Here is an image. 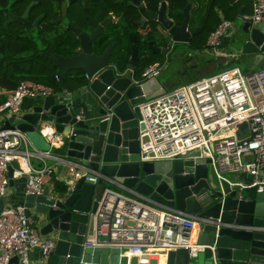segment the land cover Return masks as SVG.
I'll use <instances>...</instances> for the list:
<instances>
[{
	"label": "water",
	"instance_id": "obj_1",
	"mask_svg": "<svg viewBox=\"0 0 264 264\" xmlns=\"http://www.w3.org/2000/svg\"><path fill=\"white\" fill-rule=\"evenodd\" d=\"M136 1L131 0V5L139 8L140 27L145 23L158 24L166 33L162 39L167 40L168 45L155 47L148 44L150 52L163 59L175 44H190L206 27L209 10L201 25L190 29L197 9L192 0H186V5L176 12H171L170 8L167 12V0H160L155 13H148L142 0ZM36 4V1L30 2L21 16L9 12L2 29L7 30L12 22L29 30L37 28L43 16L34 22L28 20L30 10ZM238 20L231 43L233 60H238L248 71L264 68V17L253 21L240 16ZM109 21L105 20L88 32L71 21L66 24L77 38L78 53L64 57L49 48L44 56L62 79L71 77L74 86L57 95L32 99L28 111L9 117L2 129H17L24 133L32 144L31 152H51L58 160V173H68L69 168L82 173L97 171L105 179L153 202L199 218H210V222H198L193 239L194 244L206 246L202 252L204 264H264V193H256L254 188H242L238 181L230 187L217 180L220 185L214 186L215 173L212 167H207L210 160H194L199 157L198 151L189 152L173 162L139 161L138 137L144 129L139 105L161 95L166 87L156 78L146 80L137 75V50L131 39L132 53L124 66L109 60L115 43L101 54H95L94 42ZM3 55L4 44H0V56ZM75 73H83L87 78L80 81ZM245 128L244 124L238 126L240 130ZM53 158L45 159L54 162ZM18 169V164L13 161L7 174L9 187L20 199L15 206H23L42 219L45 223L38 228L39 234L51 237L55 243L41 264H120L119 249L81 247L90 214L97 207L96 196L103 187H96L82 177L71 185L62 183L66 186L65 192H54L45 187L39 196L25 195L26 177L12 179L14 170ZM241 177L239 182L243 184L252 179L245 173ZM208 189L214 191L213 201L203 209L196 196ZM225 224L262 230L239 229ZM16 262L17 258L11 260L12 264ZM167 264L192 263L187 251L178 249L168 253Z\"/></svg>",
	"mask_w": 264,
	"mask_h": 264
},
{
	"label": "built area",
	"instance_id": "obj_2",
	"mask_svg": "<svg viewBox=\"0 0 264 264\" xmlns=\"http://www.w3.org/2000/svg\"><path fill=\"white\" fill-rule=\"evenodd\" d=\"M264 17V0H254L252 13L244 20L260 21ZM232 27V22L223 20L210 33L207 46L215 51L219 40ZM221 55L220 53H216ZM160 70L153 64L142 71L140 77L155 78ZM87 78V75H85ZM56 82L60 76L55 75ZM54 95L53 90L40 83L21 81L0 105V120L20 114L24 99L43 98ZM144 129L139 133V161H176L187 153L198 151L201 160H210L218 181L231 187L223 174H250L251 181L240 183L242 188H254L264 193V68L242 73L232 67L209 77L165 91L161 95L139 105ZM245 129H238L239 125ZM0 125V200L10 187L8 167L15 161L19 169L12 179L26 177L25 195L39 196L44 188L53 187L51 178L58 164L51 152H31L32 144L26 135L17 129H2ZM53 158L52 165L42 164L35 168L30 158L44 162ZM250 158V160H244ZM94 186H104L97 207L90 214V224L82 248H116L120 250V264H167L170 251L185 249L190 260L202 253L206 246L192 242L194 227L199 221L210 222L198 216L181 212L153 202L133 192L121 194L110 186L120 187L99 172L85 173L69 168L64 184L71 185L80 178ZM109 185V186H108ZM214 191L204 190L196 196L203 209L213 201ZM34 218L23 206L8 205L0 210V264H30V254L47 258L54 249L51 237L41 236L35 227ZM246 230H262L248 226H234ZM212 249V248H211ZM133 261V262H132ZM216 264V262H214Z\"/></svg>",
	"mask_w": 264,
	"mask_h": 264
},
{
	"label": "trees",
	"instance_id": "obj_3",
	"mask_svg": "<svg viewBox=\"0 0 264 264\" xmlns=\"http://www.w3.org/2000/svg\"><path fill=\"white\" fill-rule=\"evenodd\" d=\"M31 1L37 2V4L31 8L28 16V20L34 22L43 13L45 0H0V44H4V55L2 57L0 56V88L13 91L21 81L27 80L50 87L53 92L61 91L62 89L58 84L59 82H56L54 79L55 75L60 76L59 71L54 68L52 63L44 56V52L49 48H53L52 51H62V53L69 55L70 52L78 46L75 35H73L69 29L51 24L50 21L52 18L49 17V14L44 17L39 26L32 31L27 30L24 25L14 22L8 26L7 30L2 29V23L6 20L9 12L16 16H21ZM207 1L193 0L197 9H195L196 14L191 20L190 29L199 27L201 21L211 8L206 28L193 38L192 42L194 43H203V41L205 43L210 33L217 27H214V29L209 23L214 12L212 3L216 0H210V5H208ZM146 2L149 9L152 11L157 10L159 0H146ZM185 5L186 0H169L171 12H176ZM57 6L58 5L55 4L53 0L50 1V11L51 9L54 11ZM127 15L133 20L137 18L133 13H128ZM175 16L178 18L177 15ZM116 27L117 25H111L104 31L103 35L99 37L98 47L100 50L111 41L110 29ZM128 30L132 31L133 29L129 26ZM148 40H150V38L145 37L144 46ZM160 41L165 42L162 37ZM158 62L159 58L157 56L147 57L146 55L142 62V66L139 67L137 71V75H140L144 69ZM161 62L160 60V63ZM69 78L73 81L71 77ZM72 87H70L69 90ZM54 190L56 192H65L66 186L62 183H54Z\"/></svg>",
	"mask_w": 264,
	"mask_h": 264
},
{
	"label": "crops",
	"instance_id": "obj_4",
	"mask_svg": "<svg viewBox=\"0 0 264 264\" xmlns=\"http://www.w3.org/2000/svg\"><path fill=\"white\" fill-rule=\"evenodd\" d=\"M253 1L254 0H216L215 2L213 1L212 6H213L214 12H213L212 17L209 21L210 26L212 28H214V27L218 26L223 20H227V21L232 22V27L229 29V31L223 37H221V39L219 40L218 46L215 48V51H212V49L207 46V39H208L207 38L205 43H204V41H203V43H199V42L194 43L191 41L190 44H175L172 47L171 51L166 55V59H163L159 55H155L158 58H160V60L162 61L161 65H160V61L158 63H155V64H159V66H160L159 73L155 77L157 79V81L160 82L161 84H163L166 88H168L167 91H169V90L175 89L181 85L188 84V83L197 81L199 79L209 77L213 74H216L220 71H223V70H226V69H229L232 67H239L241 69V65L238 62V60H233L234 51L232 49L233 45L231 43H232V39L235 36L234 32L236 31L237 24H239L238 23L239 22L238 17L241 16L242 18H245V17L251 15L252 7H253ZM207 2H208V5H210V3H211L210 0H208ZM192 3H193V0H192ZM210 10H211V8L209 9V11ZM208 18H209V15H208ZM207 21H208V19H207ZM206 24H207V22H206ZM132 31H134V30H132ZM159 42H160V44H159L160 46L163 45V43L161 41H159ZM189 50H191L192 54L190 56H188L186 54L184 55V52H188ZM216 53H220L221 55L216 54ZM185 59L187 61L195 60V62H198V63L208 62L209 65L204 71H202V72L198 71V72L194 73L193 76L192 75L191 76L185 75V78L182 79L185 82H181V83L179 82L180 84H177L175 86L171 85V82L168 80L163 81V80L158 79V76L160 75L161 71H163L165 68V65H163V61L165 63H168V61L172 60L176 63L178 61H182ZM219 67H222L223 69L216 71V69ZM244 70H245V71H243L244 73L251 72V71L246 70V68H244ZM190 77H194V79H191ZM198 77H200V78H198ZM60 79H61V81L58 84L60 85L62 90L54 92V95H57L60 92L68 91L69 88L74 85V81H71L70 78L68 80H65V79H62L60 77ZM10 92H11V90H6L3 88H0V105L5 101L6 97L8 96V94H10ZM32 102H33L32 99H24L21 106H20V114L28 111L27 109L32 104ZM4 122L0 120V125L3 126ZM244 160L248 161V160H250V158H245ZM43 163L46 165H52L53 164L52 161L47 160V159H45L44 162H41L37 159L30 158V164L35 168H40ZM66 174L67 173L65 171L58 173L57 169L55 170V173L52 175V178H51V181L53 184V187L51 189H53V191H54V183H63V180L65 179ZM240 176H242V175H240ZM239 180H241V178L240 179L237 178L235 181H239ZM104 186H107V183L102 182L101 187H104ZM110 188L113 190H116L118 192H124L127 195H130L127 193L126 190L121 189L120 187L110 186ZM101 191L102 190H100V194H101ZM100 194H98L96 196V200L99 198ZM19 201H20V199L15 196V191L12 188H10L7 195L0 200V210H2L5 206L15 205ZM29 215H31L34 218V222L36 223V227L39 228L40 226L43 225V223H45L42 219L39 220V217L33 211H30ZM196 259H198V263H196V264H204L202 253H199L198 256L196 257ZM43 261H44V259L39 258L38 254L36 252H32L30 254V264H41ZM163 263H164V260L162 258H160L159 264H163Z\"/></svg>",
	"mask_w": 264,
	"mask_h": 264
},
{
	"label": "flooded vegetation",
	"instance_id": "obj_5",
	"mask_svg": "<svg viewBox=\"0 0 264 264\" xmlns=\"http://www.w3.org/2000/svg\"><path fill=\"white\" fill-rule=\"evenodd\" d=\"M50 1L51 0H45V3L43 5V13L40 16H43L44 18L49 14V17L52 18L50 21L51 24L64 27V29H68L66 27V24L71 21L75 23L81 30L88 32L90 29H96L105 20L107 21L110 19L107 26L104 27L103 33L111 25H117L116 28L110 29L111 41L107 43V45L102 50H100L98 47V41L99 37L103 35L102 33L94 42V52L95 54L99 55L107 46L115 43L114 49L112 50V55L109 60L118 63L120 66H124L127 64L132 53L130 45L131 39L133 40V43L137 50L138 60L136 62V72L139 70V67L142 66V62L146 55L147 57L154 56L148 48L149 43H152V45L155 47H164L168 45L167 40H164L165 42H162L163 45H159V41L161 40L162 35L166 34L160 27V25L145 23L144 27H140V25L138 24V20L140 17L139 8L132 6L131 0H53L55 4L58 5L54 11H52V9L50 11ZM132 1L134 3H137L136 0ZM141 3L144 4L145 9L148 13H155L157 11H152L151 9H149L147 7L146 0H142ZM166 3L168 12L169 0H167ZM159 5L160 0L158 2L157 9ZM128 13L135 14L137 18H135L134 20L129 18L127 15ZM54 22L56 23L54 24ZM129 26L134 31L130 32L128 30ZM145 37H149L150 40H148L146 42V45L144 46ZM54 52L60 56L70 57L78 53V46L76 49L70 52L69 55L62 53V51ZM161 64L162 62L160 63V65ZM75 74L79 79L85 80L83 73Z\"/></svg>",
	"mask_w": 264,
	"mask_h": 264
},
{
	"label": "rangeland",
	"instance_id": "obj_6",
	"mask_svg": "<svg viewBox=\"0 0 264 264\" xmlns=\"http://www.w3.org/2000/svg\"><path fill=\"white\" fill-rule=\"evenodd\" d=\"M27 30H29V29H27ZM32 30H34V29H32ZM32 30H29V31H32ZM185 54L190 56L192 54L191 50H189L188 52H184V55ZM159 61H160V58H159ZM163 65H165V68H164L163 71H161L160 75L158 76V79L159 80H163V81L164 80H168V81L171 82V85L175 86L177 84H180L181 82H185L184 80H182L183 78H185V75L186 76L187 75H190V76L192 75L193 76V74L198 72V71L202 72L208 67L209 64H208V62L198 63V62H195V60L187 61L185 59V60H182V61H178L176 63L174 61H172V60L168 61V63H165L163 61ZM222 69H223L222 67H219V68L216 69V71H219V70H222ZM241 69L240 70L242 71V73H244L243 72V71H245L244 70V66L241 65ZM190 78L194 79V77H190ZM198 78H200V77H198ZM84 79H85V76H84ZM167 89L168 88H166L165 91H167ZM223 176L226 179H228L229 181H235L237 178L238 179L242 178L240 175H236L234 173H225V174H223ZM213 185L216 186V187H218L220 185L215 177L213 179ZM119 193L126 194L124 192H119ZM30 217L33 218L31 215H30ZM35 227H36V225H35ZM36 228H38V227H36ZM193 239H194V235H193V238H192V242H193ZM191 263L192 264L198 263V259H196V258L192 259Z\"/></svg>",
	"mask_w": 264,
	"mask_h": 264
},
{
	"label": "bare ground",
	"instance_id": "obj_7",
	"mask_svg": "<svg viewBox=\"0 0 264 264\" xmlns=\"http://www.w3.org/2000/svg\"><path fill=\"white\" fill-rule=\"evenodd\" d=\"M195 231H196V226L194 227V233H193V235L195 234ZM164 264V263H163Z\"/></svg>",
	"mask_w": 264,
	"mask_h": 264
}]
</instances>
